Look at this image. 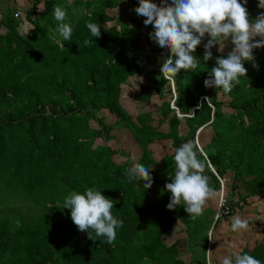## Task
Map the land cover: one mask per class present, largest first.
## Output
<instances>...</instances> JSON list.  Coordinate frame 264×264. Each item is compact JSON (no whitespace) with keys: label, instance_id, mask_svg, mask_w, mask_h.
Here are the masks:
<instances>
[{"label":"trees","instance_id":"obj_1","mask_svg":"<svg viewBox=\"0 0 264 264\" xmlns=\"http://www.w3.org/2000/svg\"><path fill=\"white\" fill-rule=\"evenodd\" d=\"M119 1L45 0L43 11L34 1L25 12L33 27L24 35L15 12L0 18V264H186L178 241L167 245L163 237L178 220L195 238L194 225L212 212L205 210L193 221L182 206L166 207L171 193L165 185L174 172L175 150L188 141L199 145L212 187L221 189L223 179L232 213L249 198L258 196L264 203V48L254 50L258 69L245 62L247 75L230 93L204 86L221 54L212 49L213 59L205 64L202 44L194 53L201 60L197 68L181 70L171 79L150 71L148 80L161 103L133 118L121 103L122 85L138 75L142 63L154 66L161 48L152 42L140 45L151 30L145 17L134 12L128 20L116 16L118 25L108 14ZM54 5L66 10L65 23L72 18L71 8L85 9L72 26L70 41L63 42L56 32ZM245 7L253 20L264 13L258 0H248ZM88 22L99 24V38L91 36ZM108 23L112 25L106 28ZM85 39L93 43L86 47ZM219 95L228 101L218 100ZM151 96L142 91L144 103L150 104ZM109 116L140 145L136 163L150 169V189L144 188L146 181H128L133 162L126 154H121L123 163L112 161L120 153L106 145L112 127L104 120ZM207 136L209 141L200 146ZM96 139L101 143L95 144ZM156 144L161 157L149 149ZM88 187L112 199V214L124 222L112 245L103 237L89 239L71 220L70 210L63 209L70 192L83 193ZM198 242L189 264H206L207 242L196 254ZM240 253L264 264V244Z\"/></svg>","mask_w":264,"mask_h":264},{"label":"clouds","instance_id":"obj_2","mask_svg":"<svg viewBox=\"0 0 264 264\" xmlns=\"http://www.w3.org/2000/svg\"><path fill=\"white\" fill-rule=\"evenodd\" d=\"M248 0H139L133 10L138 16L145 17V26L151 25L154 31L149 32V38L161 49L168 50L170 55L164 60L161 73L165 79L175 77L181 70L186 72L195 69L201 63L194 53L201 44L204 46L203 61L213 59L212 49L218 47L223 53L226 44L234 47L224 56L215 58V66L208 70V78L204 86L222 89L230 93L240 83L241 77H246L245 62L255 63L254 50L264 48V13L254 20L245 7ZM258 7L264 9V0H258ZM18 16L15 17V14ZM15 18L20 16L15 12ZM53 16L57 22L56 32L62 41H70L72 26L65 23L67 12L59 5L53 6ZM86 27L92 37L99 38L101 29L98 23L88 22ZM208 35L204 43L205 35ZM259 37V39H255ZM64 47L61 41H57ZM91 39H85L84 46H90ZM176 109L179 115V110ZM182 116V115H179ZM202 152L195 141H188L175 150L173 157L174 172L169 175L170 183L165 189L171 193L169 210L182 206L189 214V219L196 220L203 214L206 203L217 196V191L206 175V160L200 158ZM126 176L129 182L143 180L145 189H150L153 177L150 169L140 163L130 167ZM222 181V180H221ZM226 196V195H225ZM69 209L71 220L78 230L87 231L88 238L96 240L105 238L112 245L117 236V229L123 227V220L112 214L114 201L102 194L95 187H88L83 193L70 192L63 202V209ZM219 213L217 218H219ZM231 231L240 232L248 228V221L239 215L231 218ZM209 240H213L210 233ZM207 264H213V251L206 252ZM221 264H262V262L247 253H233L225 256Z\"/></svg>","mask_w":264,"mask_h":264},{"label":"rangeland","instance_id":"obj_3","mask_svg":"<svg viewBox=\"0 0 264 264\" xmlns=\"http://www.w3.org/2000/svg\"><path fill=\"white\" fill-rule=\"evenodd\" d=\"M122 10H124V8ZM70 12L72 14L78 13L77 15L78 17L80 13L82 12V9L75 10L71 8ZM119 12H117V9L115 11H108L109 14L114 15V16ZM82 15H83V12H82ZM117 15H120V14H117ZM19 17L16 19V20H20L21 22V24L18 27V31L20 34L24 35L31 30V26L26 24L25 23L26 21L22 20ZM74 23L75 22L73 20L72 22H69L68 24L73 26ZM117 24L120 25V20H117ZM24 26L26 27L25 29H24ZM105 26L109 28L108 26H110V24H106ZM144 29H145V26H144ZM152 31H154L153 28L151 30H148L147 36L144 37L142 41L140 42L141 46L149 44L148 42L154 43L149 38V35H148L149 32H152ZM255 39L258 40L259 37H256ZM167 57H168V51L164 52V49H161L160 53L158 54V59L156 63L154 64V66L150 67V64H148L147 66H144V65L142 66L141 64L140 66L143 69L146 68L147 71L150 70L152 72H159L157 68L161 67L159 65L163 64L164 60H166ZM143 90L149 91L151 93L152 96L150 97V100H149L150 104L144 103L142 101L141 96H142ZM169 97L170 96L164 92L163 98L168 99ZM218 98H219L218 100H221L224 102L228 101L227 97H222L221 95H219ZM121 100H122L121 103L125 111L127 112V114L132 116L133 118H135V116L141 115V113H143L144 111L149 112L150 110H152L153 104L159 105L161 103V100H159L157 97V91H155L153 86L150 85V81L148 79L143 80L142 77L139 76V73L138 75H135L129 78L126 84L122 85ZM172 107L176 108L174 106V103L172 104ZM223 111H230V110L228 108H224ZM151 116L154 118V121L158 120L157 117L153 116V114ZM104 121L112 127V131L110 132L111 138L106 142V145H111L117 151V153H120V155L113 156L112 161H114L117 164H121L126 160L125 157L121 156V154H126L130 158V160H132L133 162L132 165H134V163H136L138 157L141 154V149L139 148L140 145L133 139V137L130 135L125 125L115 124V119L111 116L106 117ZM155 125H156V122L153 125V127H155ZM92 126L95 129L98 128V126L95 125L94 122H92ZM164 128L161 127V130L164 131L165 130ZM182 130H184V128H182ZM28 132L31 133L32 131H28ZM208 137L209 136H207V138L204 137V139L200 142V146H204L209 141ZM98 143H101L100 139H96L95 144H98ZM149 148L152 150L155 156L157 157L162 156L163 150L161 149L159 144L151 145ZM228 178H231V177L228 176ZM222 182H223V179H222ZM239 184H241V182ZM237 186L239 185L237 184ZM223 187L219 190H216L217 196L209 200L206 203L203 211L206 210L208 212L209 210H211L212 212L209 214V216H204L203 219L201 220L202 222L198 223L197 225H194L191 233L195 234V238L193 237L194 235H191L186 232L185 226L181 224V222L178 220L173 224L172 229L169 232H167L163 237V241L167 245H170L178 241L179 249L182 252H184V255L181 257V259L186 264H189V262L194 259V257H192V254H191L192 252L191 248L194 245V242L196 240L197 242L199 240L201 241V242H198L199 252H197L196 254L200 253V251L202 252L204 251L203 246L207 242L206 243L207 247L205 248V252H208L209 250L213 251V255H212L213 264H221V261L225 256H231L233 253H236V252L240 253L245 248L250 250L257 243L264 244V203L262 199L258 196L249 198L247 199L246 204L241 205L239 207H235L234 213H231L229 216H227L224 219L223 218L219 219L218 223L215 225V227H213L214 222H215V216H216L215 213L217 210L219 199L222 195L223 196L226 195V192L224 191ZM242 191L243 190L239 186V192L242 193ZM232 201L236 202L237 196H233ZM237 215H239L242 219H245L248 221V228L246 230H241L240 232H232L231 231V223H232L231 218ZM210 233L213 236V240L208 239V236ZM188 236H190V238ZM205 238H206V241H205ZM207 260H208V255L206 253V260H205L206 264H207Z\"/></svg>","mask_w":264,"mask_h":264},{"label":"crops","instance_id":"obj_4","mask_svg":"<svg viewBox=\"0 0 264 264\" xmlns=\"http://www.w3.org/2000/svg\"><path fill=\"white\" fill-rule=\"evenodd\" d=\"M34 1H38L39 2L38 3V7H37L38 11H43V2L45 0H0V16L10 15L11 14L10 11L11 12H19V14H20L19 18H21L22 20H25V12L33 4ZM73 1L74 0H67V3H72ZM82 1L88 2V4L89 3L92 4V2H90V1H94V0H82ZM153 2L159 4L160 0H153ZM138 3H139V0H120L118 5L114 9H109L108 11H115L117 9V12H119L121 10L119 13H117V14H120V15H117V14L116 15L117 16H121L122 20H128L129 17L132 15V13L133 12L135 13V11L133 9L138 6ZM123 8H124V10H122ZM92 9H93V7H90L88 10H86V12H90ZM82 12L84 14L85 13V9ZM82 12L80 13V15L78 17H77L78 13H74V14L71 13V17L72 18H68V23L72 22L73 20L75 22L77 18H80V16L82 15ZM116 19L119 20V18H116ZM25 23L30 25L31 29H32L33 26L30 23H28L27 21ZM108 24H110V26L112 25V23H108ZM110 26H108V27H110ZM149 26H150L151 29L153 28L151 25H149ZM21 27H23V26H21ZM25 28L26 27L24 26V29ZM205 36H206V38H209L207 34ZM204 43H205V41H204ZM218 47L219 46L217 45V46L213 47V49H215L218 52V50H217ZM233 47L234 46L229 42V43L226 44V47H225L223 53H221V52H218V53L221 54V55H227V53L229 51H231ZM165 51H167V50H164V52ZM143 65L147 66L148 63H142V66ZM149 72H150V70L147 71L146 68L141 69V71L139 72V76H141L143 80L148 79L147 73H149ZM150 85L153 86L151 84V82H150ZM139 148L141 149L140 146H139Z\"/></svg>","mask_w":264,"mask_h":264},{"label":"built area","instance_id":"obj_5","mask_svg":"<svg viewBox=\"0 0 264 264\" xmlns=\"http://www.w3.org/2000/svg\"><path fill=\"white\" fill-rule=\"evenodd\" d=\"M18 16V13L15 14V17ZM170 55V54H169ZM162 67V66H161ZM161 67L157 68V70L159 72H161ZM220 180V179H219ZM220 185H221V188L223 187V182L220 180ZM220 214L219 215V218H217V214ZM232 213V211L230 210V207L228 205V202H227V198L226 196H221L220 199H219V203H218V206H217V210H216V213H215V220L216 219H222L224 217H227L229 216L230 214Z\"/></svg>","mask_w":264,"mask_h":264}]
</instances>
